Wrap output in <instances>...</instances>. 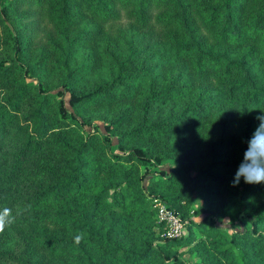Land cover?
Wrapping results in <instances>:
<instances>
[{
	"label": "trees",
	"instance_id": "16d2710c",
	"mask_svg": "<svg viewBox=\"0 0 264 264\" xmlns=\"http://www.w3.org/2000/svg\"><path fill=\"white\" fill-rule=\"evenodd\" d=\"M261 116L264 0H0V264H264Z\"/></svg>",
	"mask_w": 264,
	"mask_h": 264
},
{
	"label": "clouds",
	"instance_id": "9594fccd",
	"mask_svg": "<svg viewBox=\"0 0 264 264\" xmlns=\"http://www.w3.org/2000/svg\"><path fill=\"white\" fill-rule=\"evenodd\" d=\"M260 120V125L257 129V132L260 131L261 128H264V116L258 117ZM258 137L254 133V139L250 140L251 151L248 149L245 150V155L242 156L240 164L237 167V173L234 178L233 184H238L241 177H243L244 182L247 184L253 183H264V151H261L258 147H256V142ZM251 153V155H250ZM251 157V166L261 175L259 177H250L245 171L249 167V159ZM15 222V217L12 214V210L9 208H5L3 211H0V233H2L7 227L11 226ZM77 242H79L80 237H77Z\"/></svg>",
	"mask_w": 264,
	"mask_h": 264
},
{
	"label": "built area",
	"instance_id": "2783aa9c",
	"mask_svg": "<svg viewBox=\"0 0 264 264\" xmlns=\"http://www.w3.org/2000/svg\"><path fill=\"white\" fill-rule=\"evenodd\" d=\"M158 221L165 225L164 237L177 239L184 235L185 223L163 202H155Z\"/></svg>",
	"mask_w": 264,
	"mask_h": 264
},
{
	"label": "rangeland",
	"instance_id": "374dc122",
	"mask_svg": "<svg viewBox=\"0 0 264 264\" xmlns=\"http://www.w3.org/2000/svg\"><path fill=\"white\" fill-rule=\"evenodd\" d=\"M30 82H33V81H30ZM63 103H64V107L67 110H71L70 106L68 105V97L64 98ZM98 128H99V130L101 132L105 133L103 124L98 123ZM86 130L89 131L91 129L90 128H86ZM113 146L114 147L116 146V140L115 139L113 140ZM170 168H171V163L167 164L165 169H167V171L169 172ZM160 170H162V168L157 167V169L155 171H153V169H152L151 172H153L154 174H158V173H160ZM244 220H245L244 217L238 215V216L234 217V223H233L232 227L230 226L228 219H224V220H222V222H217V226L220 227V228H223V229H227L229 231L243 230V228H244ZM185 250H186V247H182V248L178 249L179 252H185ZM184 256L189 258L186 262L188 264H192L193 258L190 257V256H187V254H185ZM183 259L186 260L184 257H183Z\"/></svg>",
	"mask_w": 264,
	"mask_h": 264
}]
</instances>
